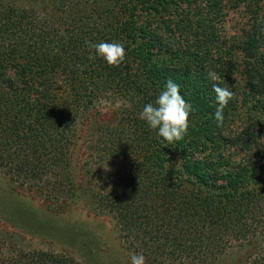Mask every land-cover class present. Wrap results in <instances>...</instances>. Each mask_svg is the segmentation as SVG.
Returning <instances> with one entry per match:
<instances>
[{
	"label": "trees",
	"instance_id": "16d2710c",
	"mask_svg": "<svg viewBox=\"0 0 264 264\" xmlns=\"http://www.w3.org/2000/svg\"><path fill=\"white\" fill-rule=\"evenodd\" d=\"M25 1L0 0V172L57 211L111 217L147 264L235 250L264 264V0H36L49 13ZM85 41L120 42L125 60L109 66ZM169 79L192 107L173 144L140 118ZM213 83L234 92L221 127ZM101 104L119 115L96 125L78 184L73 154ZM0 264L82 263L0 227Z\"/></svg>",
	"mask_w": 264,
	"mask_h": 264
},
{
	"label": "rangeland",
	"instance_id": "374dc122",
	"mask_svg": "<svg viewBox=\"0 0 264 264\" xmlns=\"http://www.w3.org/2000/svg\"><path fill=\"white\" fill-rule=\"evenodd\" d=\"M24 5L41 13L50 12L48 6L36 0H27ZM237 20L233 21L234 26ZM117 108L101 104L83 123L73 154V174L78 184L83 179L88 140L99 122L118 118ZM0 227L16 235L18 244L27 249L66 254L82 264H131L133 253L127 250L111 217L92 213L82 203L57 211L47 203L42 188L15 182L3 172H0ZM244 257L245 251H231L219 264H239Z\"/></svg>",
	"mask_w": 264,
	"mask_h": 264
},
{
	"label": "clouds",
	"instance_id": "9594fccd",
	"mask_svg": "<svg viewBox=\"0 0 264 264\" xmlns=\"http://www.w3.org/2000/svg\"><path fill=\"white\" fill-rule=\"evenodd\" d=\"M89 49H94L96 55L103 58L109 66L119 67L125 60L126 50L120 42H101L93 44L85 41ZM96 56H89L95 59ZM208 78L215 82L220 79L217 73L209 71ZM212 90L216 95V110L214 113L217 126L224 123V108L229 100L234 98V92L220 87L217 83L212 84ZM191 105L185 101L180 92V86L169 79L165 89L157 97L155 104H146L140 113V118L147 122L152 129H158V135L168 144L180 141L187 134L190 126ZM131 264H146L143 254H132Z\"/></svg>",
	"mask_w": 264,
	"mask_h": 264
}]
</instances>
